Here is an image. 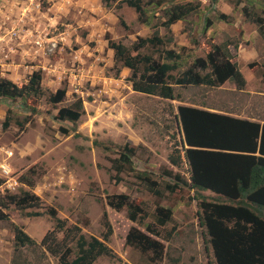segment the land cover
I'll list each match as a JSON object with an SVG mask.
<instances>
[{
  "label": "rangeland",
  "instance_id": "374dc122",
  "mask_svg": "<svg viewBox=\"0 0 264 264\" xmlns=\"http://www.w3.org/2000/svg\"><path fill=\"white\" fill-rule=\"evenodd\" d=\"M143 2L148 23L139 19L134 8L109 7L105 0H0V77L21 85L40 71L44 86L66 91L56 104L44 96L38 100L0 96V177L4 179L0 195L31 190L40 204L23 211L11 205L10 219L0 220V264H13V225L23 226L40 243L54 227L51 209L68 225H79L87 239L103 238L102 215L107 210L114 230L107 244L116 256H101L94 264H217L200 220V198L189 185L178 109L220 105L228 97L220 87L175 83V100L135 91L129 81L133 70L116 60L110 41H119L133 55L151 54L161 62H174L165 50L180 53L178 68L172 71L177 77L214 44L231 40L229 53L238 56L241 71L252 80L254 72L244 65L248 61L254 67L264 61V38L258 22L246 18L244 8L263 21L264 0ZM177 2L199 7L167 28L163 24L167 10ZM155 34L165 40L163 46L134 48L140 37ZM79 97L85 107L80 120L74 124L59 119V109ZM9 109L11 120L5 126ZM127 144L135 148V155L117 181L112 160ZM177 150L183 158L178 166L170 161L171 154H179ZM2 164L9 166L8 175ZM118 194L141 205L147 217L133 221L126 210L111 207L109 197ZM201 194L209 201L221 199L211 190ZM160 208L172 211L165 226L157 222ZM132 230L146 234L158 247L128 243ZM71 248L73 259L76 243ZM22 249L30 264H61L59 257L40 245Z\"/></svg>",
  "mask_w": 264,
  "mask_h": 264
},
{
  "label": "trees",
  "instance_id": "16d2710c",
  "mask_svg": "<svg viewBox=\"0 0 264 264\" xmlns=\"http://www.w3.org/2000/svg\"><path fill=\"white\" fill-rule=\"evenodd\" d=\"M105 4L117 8L124 5L132 7L142 22H149L143 0H105ZM198 7L193 2L174 3L168 8L167 19L163 24L169 28L197 11ZM244 15L250 21L258 22V28L264 38V20L255 18L248 8H244ZM148 44L163 46L165 40L158 34L140 37L134 48ZM231 44V40L214 44L206 56L194 58L193 62L175 77L172 71L178 68L177 62L183 56L180 53L171 49L165 50L168 59L174 62H161L151 54L133 55L130 49L119 41H110L116 60H122L133 70L129 81L135 91L170 100L178 99L173 83L183 87L217 88L232 78L237 88L243 89L246 79L237 63L232 61L233 56L228 50ZM262 65L264 67V62ZM42 80L40 71L31 74L28 81L21 85L0 77V96L35 100L44 96L53 104L61 102L65 89L54 92L50 87L44 86ZM178 110L183 133L182 149L189 164V185L200 198L199 216L202 225L206 227V243L212 247L216 263L264 264V124L194 106L180 105ZM33 111H36V108H33ZM8 112L5 126H8L11 120V110ZM84 113V101L79 97L71 105L61 107L57 117L76 124ZM63 131L69 133L67 129ZM177 151V156L170 155V161L178 166L183 158L180 150ZM134 155L135 148L127 144L120 157L112 160L117 181H121L120 174L127 164L132 163ZM21 181L27 183L24 178ZM3 183L4 179L0 177V185ZM205 190L215 192L221 199L209 201L201 194V191ZM38 200L31 190L0 195V220L10 219L8 210L11 205L23 211L40 207ZM108 204L117 210H126L133 221L143 220L148 215L141 205L131 202L126 194L110 196ZM50 213L54 218V227L45 233L40 243L29 235L23 226L13 225V264H30L29 260L23 257L22 248L38 245L53 256L59 257L61 264H94L101 256H116L107 244L114 232L107 210H104L102 215L105 227L102 239L97 236L87 239L79 225H68L66 219L57 216L55 209H51ZM34 215L39 214L34 212ZM171 216L170 209L160 208L157 214L158 224L165 226ZM148 231H152V224L148 225ZM60 232H63L62 238L59 237ZM73 242L76 243V252L75 257L71 259ZM127 242L138 243L144 247L159 245L146 234H137L135 230L130 231Z\"/></svg>",
  "mask_w": 264,
  "mask_h": 264
},
{
  "label": "crops",
  "instance_id": "0c3cea01",
  "mask_svg": "<svg viewBox=\"0 0 264 264\" xmlns=\"http://www.w3.org/2000/svg\"><path fill=\"white\" fill-rule=\"evenodd\" d=\"M253 58H260L261 56H252ZM262 58V57H261ZM238 67V56L232 58ZM244 65L249 66L254 76L249 80L243 73L246 79V86L243 89H238L234 79L227 80L220 89H223L228 97L227 101L221 102L220 105L213 103L212 105L202 103L200 108L209 110L211 112L223 113L233 117L245 118L255 121L260 125L264 124V67L263 60L259 64L251 65V62ZM240 69V67H239ZM241 70V69H240ZM228 83V86H226ZM219 88V87H217Z\"/></svg>",
  "mask_w": 264,
  "mask_h": 264
},
{
  "label": "built area",
  "instance_id": "2783aa9c",
  "mask_svg": "<svg viewBox=\"0 0 264 264\" xmlns=\"http://www.w3.org/2000/svg\"><path fill=\"white\" fill-rule=\"evenodd\" d=\"M12 153L13 152H10V155H12ZM1 169H2L3 173H5L6 175H8L10 173V168L7 164H2Z\"/></svg>",
  "mask_w": 264,
  "mask_h": 264
}]
</instances>
